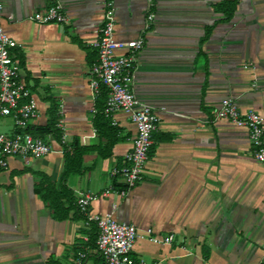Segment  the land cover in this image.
I'll list each match as a JSON object with an SVG mask.
<instances>
[{
  "label": "crops",
  "instance_id": "0c3cea01",
  "mask_svg": "<svg viewBox=\"0 0 264 264\" xmlns=\"http://www.w3.org/2000/svg\"><path fill=\"white\" fill-rule=\"evenodd\" d=\"M54 1L62 4L67 23L28 19ZM113 1L116 39L145 37L133 88L160 116L141 179L123 196L110 170L131 149L135 126L116 113L117 132H109L100 117L103 103L100 97L93 101L89 90L104 0H1L12 53L38 108L30 130L48 123L53 102L58 131L42 135L49 154L27 162L11 157L8 169L0 170V264H76L82 235L96 231L77 211L79 191L97 195L93 212L115 206L117 221L138 228L135 261L257 264L264 259V167L253 159L246 131L214 112L231 96L241 112L256 110L264 120V0H239L227 21L213 8L221 0ZM150 3L154 19L144 31ZM0 131H14L9 118L0 117ZM72 146L82 151L80 170L62 180L64 148ZM41 176L55 191L67 189L57 208L35 192ZM111 186L116 192L105 194ZM148 228L174 239L154 242ZM81 264L106 263L92 253Z\"/></svg>",
  "mask_w": 264,
  "mask_h": 264
},
{
  "label": "built area",
  "instance_id": "2783aa9c",
  "mask_svg": "<svg viewBox=\"0 0 264 264\" xmlns=\"http://www.w3.org/2000/svg\"><path fill=\"white\" fill-rule=\"evenodd\" d=\"M28 19L40 24L53 22L60 25L69 21L59 1L33 12ZM153 19L150 3L147 6L144 31ZM115 27L114 1L104 0L102 21L93 42L96 60L90 65L88 75L93 101L100 96L102 87L106 89L103 114L111 119V124H116L114 114L123 113L135 126L131 149L124 154L122 162L110 170L111 177L122 183L123 188L117 191L123 196L141 179L160 116L152 106L137 97L133 88L137 54L145 44L144 35L140 34L129 40H117ZM13 47L15 42L4 28L3 3L0 0V117L9 118L14 128L10 134L0 131V170L8 169V160L11 157L27 162L30 158L46 156L52 149L45 139L27 131L30 122L38 116V108L35 97L21 76L19 61L12 53ZM119 49L123 52L117 53ZM92 112H96L95 108H92ZM214 116L246 131L252 157L264 167L263 116L256 110L241 112L231 96L220 101ZM58 126L61 129L60 143L65 145L66 135L61 122ZM110 191L116 192V189L111 186L104 193ZM96 197V194L88 191H79L76 194L77 211L83 217L87 228L94 225L96 239L94 245H91L88 235H82L85 244L77 251L75 263L81 264L90 254L96 253L106 264H143L141 260L135 261L132 258L133 247L139 236L138 228L134 224L117 221L114 217L115 206L108 213L93 212L90 205ZM146 235L150 240L162 244H170L174 239L172 234L156 235L151 228L146 230ZM257 264H264V259Z\"/></svg>",
  "mask_w": 264,
  "mask_h": 264
},
{
  "label": "trees",
  "instance_id": "16d2710c",
  "mask_svg": "<svg viewBox=\"0 0 264 264\" xmlns=\"http://www.w3.org/2000/svg\"><path fill=\"white\" fill-rule=\"evenodd\" d=\"M238 1L239 0H221L213 5L214 11L221 15L219 18L220 21L221 20L227 21L232 18L237 8ZM213 26L214 25L205 27L204 35L200 39L201 44L209 38ZM99 97L101 99V102L103 103V107L100 110V117L102 118V121L104 122V125L106 126L108 131L116 133L117 128H115L114 125L111 124V119L103 114L104 104L106 101V89L104 87L101 88V93ZM55 111H56V106L53 102H51L49 108L48 123L44 127L38 128L35 132L31 131L30 128H28L27 131L32 133L34 136H39L41 138L43 133L49 129H53L54 133L57 134L58 129L55 128L57 117L55 115ZM81 153L82 151L79 150L77 146L64 148V171L62 174V180H64L69 173L80 170L79 164H80ZM34 190L44 200H49L53 208H57L58 205H60L61 203L60 198L63 195V191H67V189H63L58 192L55 191L53 183L50 180L48 181V179L45 176H41V180L35 185ZM69 198H72L70 194H69ZM95 237H96V231L93 232V235L89 238V243L91 245H94L96 239ZM207 251L208 250L205 248L204 249L205 259L208 256Z\"/></svg>",
  "mask_w": 264,
  "mask_h": 264
},
{
  "label": "rangeland",
  "instance_id": "374dc122",
  "mask_svg": "<svg viewBox=\"0 0 264 264\" xmlns=\"http://www.w3.org/2000/svg\"><path fill=\"white\" fill-rule=\"evenodd\" d=\"M254 161V160H253Z\"/></svg>",
  "mask_w": 264,
  "mask_h": 264
}]
</instances>
